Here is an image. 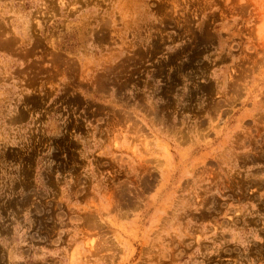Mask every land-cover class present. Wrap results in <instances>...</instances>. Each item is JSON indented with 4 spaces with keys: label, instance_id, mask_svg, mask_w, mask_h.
Instances as JSON below:
<instances>
[{
    "label": "rangeland",
    "instance_id": "obj_1",
    "mask_svg": "<svg viewBox=\"0 0 264 264\" xmlns=\"http://www.w3.org/2000/svg\"><path fill=\"white\" fill-rule=\"evenodd\" d=\"M0 264H264V0H0Z\"/></svg>",
    "mask_w": 264,
    "mask_h": 264
}]
</instances>
